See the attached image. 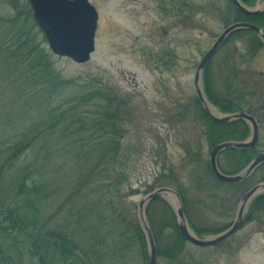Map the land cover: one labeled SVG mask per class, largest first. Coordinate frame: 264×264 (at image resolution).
Listing matches in <instances>:
<instances>
[{"label": "rangeland", "instance_id": "obj_1", "mask_svg": "<svg viewBox=\"0 0 264 264\" xmlns=\"http://www.w3.org/2000/svg\"><path fill=\"white\" fill-rule=\"evenodd\" d=\"M90 2L98 10L99 24L96 51L89 62L78 64L54 54L44 33L38 26L33 27L34 22L31 26L26 18L21 23H10V19L18 16L15 8H25L28 0H0V47L15 48L31 37L32 46L40 54L51 56L50 62L59 74V82H73L62 91L64 98L55 99L54 106H61L68 98L77 97L83 91L81 87L88 85L109 89L112 99L127 105L125 109L129 114L122 123L125 134L119 155V159L122 157L121 165L118 159L116 161L119 168L115 185L121 187V192L112 187L113 201L117 206L103 209V215L96 214L97 223L91 216V225L99 224L98 236L105 238L100 245L104 253L103 264H148L147 241L145 246L141 245L138 234L127 230L124 224L134 223L139 202L145 195L161 186L182 190L187 197L186 208L191 225L220 230L235 218L245 192L264 182V166L239 185L214 177L210 169L213 147L206 134L194 89L198 64L218 36L234 22L235 11L231 0H174L171 16L161 12L160 4L156 7L158 11H144L143 7L149 0ZM147 6L154 7L152 3ZM171 52L176 58L169 57ZM165 61L172 63L171 66L167 68ZM206 71L210 90L217 100L226 99L239 109L236 111H244L257 118L261 127L258 148L264 151V47L256 46L255 38L250 34L243 36V40H229L210 60ZM13 74H19L16 76L19 79L12 77ZM24 81L23 70L12 68L1 53L2 141H12L10 134L16 132L19 135L28 126L38 124H34L38 120L36 115L49 107V98L37 101V104L27 102V97L22 95L26 90ZM209 102L211 108L221 112ZM5 126L13 128L14 132L7 133ZM90 137L103 142L109 135L101 131L91 133ZM65 145L66 142L62 143L59 153H56L55 166L48 167L54 176L52 183L56 195L55 198L51 196V208L47 213L51 215L57 210L59 218L65 209L63 205L66 208L73 206L74 211L83 202L81 193L91 191V186L90 198L85 197L92 205L99 202L101 207L102 202L110 198L94 192L98 187L96 183L107 176L104 168L75 161L73 166H65V159L70 156ZM31 153L28 152L23 160L32 161ZM234 162V154L231 153L223 152L219 158L220 167L228 173L233 171ZM106 171L109 174L112 170L108 167ZM253 202L247 208V215L251 214ZM151 205L154 224H150L159 241L158 264H227V261H231L229 264H264V204L254 209L253 219L248 224L221 245L223 250L213 248L210 255L209 248L197 249L189 242L179 246L174 241L175 233L165 226L173 210L159 202ZM93 232L96 233L95 230ZM161 252L165 254L162 256Z\"/></svg>", "mask_w": 264, "mask_h": 264}, {"label": "trees", "instance_id": "obj_2", "mask_svg": "<svg viewBox=\"0 0 264 264\" xmlns=\"http://www.w3.org/2000/svg\"><path fill=\"white\" fill-rule=\"evenodd\" d=\"M241 1L248 6L256 5V0ZM232 6L235 11L234 22L246 21L264 29V14L247 16L233 4ZM15 9L18 11V16L13 20L10 19V23H21L26 18L31 26L34 22L33 27H37L28 3L25 8ZM4 22H7V19ZM248 34L255 38L256 46L264 47V43L251 30L234 32L223 45L235 38L243 40V36ZM32 40L28 37L21 46L15 48L0 47V54L6 57L12 68L23 70L26 90L22 95L27 97V102L37 104V101L45 98H49L50 101L49 107L40 110L36 115L38 120L34 121V124H38L28 126V129L23 130L19 135L16 132L10 134L12 141L0 140V264H103L104 253L100 245L105 238L98 236L100 225H91V223L93 220L97 223L96 214L104 213L103 209H114L117 206L113 201L112 187H117L121 192V187L115 185L119 168L116 161L118 159L121 165L122 157L119 159V155L125 134L122 123L129 111L125 109L127 105L123 101L110 97L109 89L96 85L81 87L83 91L77 97L68 98L61 106H54L55 99L62 97V91L70 87L73 82L67 80L59 82V74L52 68L50 62L51 56L40 54L37 48L32 46ZM18 75L13 74L12 77ZM204 77L207 96L221 112L233 113L239 110L226 99L217 100L210 90L207 74ZM27 90L28 92L25 93ZM197 103L212 147L226 140L248 138L250 127L245 121L228 124L216 122L206 113L198 100ZM7 127H4L7 133L14 132L13 128ZM101 131L109 135L106 141L96 142L90 137L91 133ZM55 134L56 136L51 138ZM65 142L66 152L70 156L65 159L64 165L73 166L75 161L77 164L80 162L95 164L97 168L103 167L107 173L106 180L104 178L103 182L99 180L94 192L98 191L102 197L110 198L102 202L101 207L99 202L92 205L87 200L93 192L91 186L89 188L91 191L81 193L84 196L83 202L74 211L73 206L66 208L63 205L65 209L59 218L57 210H52L54 212L51 215L47 213L51 208L49 205L51 196L55 198L56 195L52 183L54 176L48 171V167L55 166L56 153H59L61 144ZM259 143L254 148L226 151L234 154L233 173L242 171L261 152L258 148ZM62 150L64 151V148ZM30 151L33 159L27 162L23 157H26ZM108 167L113 172L108 174L106 171ZM154 202L171 208L162 200H155L151 204ZM151 204L146 212L149 222L153 223ZM262 204H264V194L255 198L252 206L256 208ZM172 216L167 217L169 220L165 223L171 232L178 230L173 211ZM124 224L127 230L131 229L138 234V241L140 240L141 245L145 246L146 237L138 219L136 218L132 225L130 222ZM94 230L96 233L93 232ZM177 239L180 242L184 240L181 234Z\"/></svg>", "mask_w": 264, "mask_h": 264}, {"label": "water", "instance_id": "obj_3", "mask_svg": "<svg viewBox=\"0 0 264 264\" xmlns=\"http://www.w3.org/2000/svg\"><path fill=\"white\" fill-rule=\"evenodd\" d=\"M31 4L33 17L39 28L46 36L50 49L54 54L72 59L78 64L91 60L96 50V31L98 28L99 14L89 0H28ZM235 7L247 16L264 14V0H259L255 7H249L241 0H231ZM251 30L255 32L264 43V29L256 24L239 21L230 24L218 36L210 49L200 61L194 78L196 95L206 113L216 122L231 123L235 121L247 122L252 130L251 137L246 141L227 140L217 144L210 155V165L217 178L230 184H239L251 177L255 171L264 164V152L257 155L253 161L240 173L228 175L219 167V156L222 152L231 149L254 148L260 136V124L256 117L244 111L223 114L211 108L210 102L204 92L203 75L207 64L218 52L224 42L234 32ZM264 193V182L255 185L242 197L236 219L232 227L224 233L211 238L200 239L190 230L185 215L184 203L178 192L172 188L164 187L154 190L144 196L138 206V222L145 234L149 261L148 264H158V246L152 228L146 216V207L154 199L165 198L170 202L176 216L181 233L189 241L198 246H214L232 237L244 224L245 213L250 202Z\"/></svg>", "mask_w": 264, "mask_h": 264}, {"label": "flooded vegetation", "instance_id": "obj_4", "mask_svg": "<svg viewBox=\"0 0 264 264\" xmlns=\"http://www.w3.org/2000/svg\"><path fill=\"white\" fill-rule=\"evenodd\" d=\"M150 3H152V5H154V7H150V6H147V5H149ZM160 4V7H161V12L162 13H166L167 15H169V16H171L172 14H173V12H174V0H149V2L147 3V5L145 6V7H143V10L144 11H151V10H155V11H158L157 9H156V7L158 6ZM170 53H167L166 55H169ZM176 55H174V53H172L171 52V54H170V56L169 57H174V58H176L175 57ZM161 61H163V60H161ZM171 64L172 63H170V62H168V61H165L164 62V65H166V67L168 68V67H170L171 66ZM227 173V172H226ZM227 174H231V173H227ZM213 176V175H212ZM236 185H239V184H236ZM165 186H161V187H158V188H156V189H154V190H157V189H159V188H164ZM167 187H169V186H167ZM169 188H172V187H169ZM172 189H174V188H172ZM153 190V191H154ZM174 190H176V189H174ZM177 192H178V194L180 195V197H181V199H182V201H183V203H184V210H185V215H186V217H187V220H188V225H189V228H190V230H191V232L196 236V237H198V238H200V239H207V238H209V237H215V236H218V235H220V234H222V233H224L225 231H227V230H229L231 227H232V225H233V223H234V221H235V218H236V215H235V218L233 219V221H231L229 224H227V225H225L224 227H223V229H216V228H212V227H200V228H198L197 226H195L194 224H192L191 225V223L189 222L190 220H189V213H188V211H187V208H186V205H187V197L185 196V194L183 193V191L182 190H176ZM155 200H162V201H164V202H166L170 207H172L171 206V204H170V202H168L165 198H157V199H154L153 201H155ZM152 201V202H153ZM151 204V203H150ZM172 209V208H171ZM254 207L251 209V214H252V212L254 211ZM238 210V209H237ZM146 211H147V209H146ZM237 213V212H236ZM251 214H246V220H245V222H244V224H243V226H242V228L245 226V224H248L250 221H251V219H253L252 218V215ZM178 225V224H177ZM241 228V229H242ZM240 229V230H241ZM239 230V231H240ZM238 231V232H239ZM175 234H174V241L175 242H177V244L180 246L181 244L180 243H182V244H186V242H189V244H191L192 246H194V247H196L197 249L198 248H209L208 249V254L210 255V253H212V252H214V251H210V250H214L213 248H217L218 250H223V249H221V245L222 244H224V243H226L227 241H229L232 237H234L235 235H233L232 237H230V238H228L227 240H225V241H223L222 243H219L218 245H214V246H208V247H205V246H198V245H196V244H194V243H192L191 241H189L186 237H184L183 235H182V233H181V231H180V228L178 227V230H174L173 231ZM206 233H208V234H210V235H208V236H205V234ZM180 234L182 235V237H183V239L184 240H182V242H180V241H178V239H176V238H178L179 236H180ZM157 241V243H159V241L158 240H156ZM162 253V252H161ZM165 253H162V256L164 255ZM206 256H208V255H206ZM159 257H160V252H159ZM229 263H231V261H227V264H229ZM202 264H217L216 262L214 263V262H212V263H209V262H206V263H202Z\"/></svg>", "mask_w": 264, "mask_h": 264}]
</instances>
